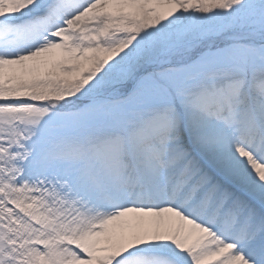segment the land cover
<instances>
[{"label":"snow or ice","instance_id":"6c2138e0","mask_svg":"<svg viewBox=\"0 0 264 264\" xmlns=\"http://www.w3.org/2000/svg\"><path fill=\"white\" fill-rule=\"evenodd\" d=\"M0 264H264V0H0Z\"/></svg>","mask_w":264,"mask_h":264}]
</instances>
